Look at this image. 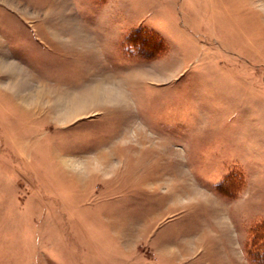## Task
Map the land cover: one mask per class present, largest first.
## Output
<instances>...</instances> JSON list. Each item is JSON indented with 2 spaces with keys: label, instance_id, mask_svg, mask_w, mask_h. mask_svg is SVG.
Returning <instances> with one entry per match:
<instances>
[{
  "label": "rangeland",
  "instance_id": "obj_1",
  "mask_svg": "<svg viewBox=\"0 0 264 264\" xmlns=\"http://www.w3.org/2000/svg\"><path fill=\"white\" fill-rule=\"evenodd\" d=\"M0 264H264V0H0Z\"/></svg>",
  "mask_w": 264,
  "mask_h": 264
},
{
  "label": "crops",
  "instance_id": "obj_2",
  "mask_svg": "<svg viewBox=\"0 0 264 264\" xmlns=\"http://www.w3.org/2000/svg\"><path fill=\"white\" fill-rule=\"evenodd\" d=\"M86 33V32H85ZM85 40H87V42H88V38L87 39H85ZM110 77V76H109ZM101 78H107V76H102ZM110 81H112L113 82V74L111 75V79H110ZM99 84V86L97 87V88H95V89H93V91H91V93L93 94V96H95V98L96 99H101V100H109V98H113V96H111V94L113 95V92L111 91L112 89L111 88H113V87H110V86H113V85H111V84H106V83H104V81H102V82H100V83H98ZM86 86V85H85ZM97 86V85H96ZM95 87V86H94ZM85 88V87H84ZM107 88H109V89H111V90H107ZM86 89H87V86H86ZM84 90L83 92H85V91H87V90ZM95 90V91H94ZM106 96V97H105ZM109 96V97H108ZM105 103H108L107 101L106 102H104V103H100V105L99 106H102V107H104V104Z\"/></svg>",
  "mask_w": 264,
  "mask_h": 264
},
{
  "label": "bare ground",
  "instance_id": "obj_3",
  "mask_svg": "<svg viewBox=\"0 0 264 264\" xmlns=\"http://www.w3.org/2000/svg\"><path fill=\"white\" fill-rule=\"evenodd\" d=\"M10 62H11V61H10ZM10 62H9V63H10ZM2 64H3V63H2ZM7 64H8V63H7ZM11 64H12V63H11ZM11 67H13V64L11 65ZM16 67H17V66H16ZM16 67H14V68H16ZM18 68H19V67H18ZM20 71H21V70H20ZM20 71H19V72H20ZM19 75H20V74H19ZM17 76H18V75H17ZM17 76H16V77H17ZM16 79H17V78H16ZM20 84H21V83H20ZM25 84H26V83H25ZM29 84H30V82H29ZM111 85H112V84H111ZM110 87H111V86H110ZM120 88H121V87H120ZM111 89H112V91L115 93V90H114L113 88H111ZM111 89L107 88L108 91L111 90ZM28 90H29V89H28ZM116 90H117V89H116ZM94 91H95V90H94ZM120 92H121V89H120ZM91 94H92V93H91ZM119 94H120V93H119ZM18 95H19V94H18ZM105 97H106V96H105ZM108 97H109V96H108ZM86 98H87V97H86ZM86 98H85V99H86ZM80 100H81V99H80ZM105 100H106V99H105ZM116 100H117V99H116ZM103 101H104V100H103ZM108 101H109V100H108ZM118 102H119V101H118ZM96 103H98V102L96 101ZM102 103H104V102H102ZM94 104H95V103H94ZM47 105H48V104H47ZM45 106H46V105H45ZM48 106H49V105H48ZM82 108H83V107H82ZM83 110H84V109H83ZM72 121H73V120H72Z\"/></svg>",
  "mask_w": 264,
  "mask_h": 264
}]
</instances>
